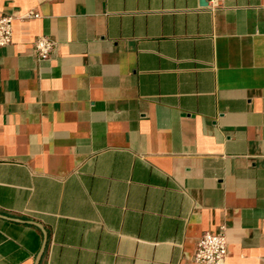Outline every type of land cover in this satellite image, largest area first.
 <instances>
[{"label": "crops", "instance_id": "crops-1", "mask_svg": "<svg viewBox=\"0 0 264 264\" xmlns=\"http://www.w3.org/2000/svg\"><path fill=\"white\" fill-rule=\"evenodd\" d=\"M206 2L0 0V264H264V0Z\"/></svg>", "mask_w": 264, "mask_h": 264}, {"label": "built area", "instance_id": "built-area-1", "mask_svg": "<svg viewBox=\"0 0 264 264\" xmlns=\"http://www.w3.org/2000/svg\"><path fill=\"white\" fill-rule=\"evenodd\" d=\"M37 16V13H30ZM12 16L0 15V46L9 44L12 35ZM51 48V42L40 37L35 43V49L41 58H45ZM226 257V242L221 233L204 232L198 238L193 254V259L199 264H224Z\"/></svg>", "mask_w": 264, "mask_h": 264}, {"label": "water", "instance_id": "water-1", "mask_svg": "<svg viewBox=\"0 0 264 264\" xmlns=\"http://www.w3.org/2000/svg\"><path fill=\"white\" fill-rule=\"evenodd\" d=\"M207 4V2H206V0H199V5H201V6H205ZM44 245V244H43ZM43 247V246H42ZM41 251H42V249H41ZM41 251L39 252V254H38V258L40 257V255H41ZM38 258H37V260H38Z\"/></svg>", "mask_w": 264, "mask_h": 264}]
</instances>
